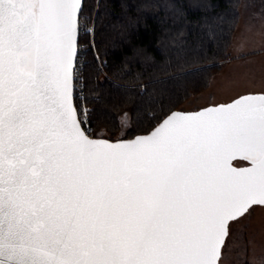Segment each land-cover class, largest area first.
<instances>
[{
	"label": "snow or ice",
	"instance_id": "1",
	"mask_svg": "<svg viewBox=\"0 0 264 264\" xmlns=\"http://www.w3.org/2000/svg\"><path fill=\"white\" fill-rule=\"evenodd\" d=\"M81 9L0 0V264H220L264 206V93L93 139L74 96Z\"/></svg>",
	"mask_w": 264,
	"mask_h": 264
},
{
	"label": "trees",
	"instance_id": "2",
	"mask_svg": "<svg viewBox=\"0 0 264 264\" xmlns=\"http://www.w3.org/2000/svg\"><path fill=\"white\" fill-rule=\"evenodd\" d=\"M242 0H85L80 20L77 104L90 135L145 133L205 90L224 61ZM98 6V8H97ZM88 21V22H87ZM246 163V160L239 159Z\"/></svg>",
	"mask_w": 264,
	"mask_h": 264
},
{
	"label": "rangeland",
	"instance_id": "3",
	"mask_svg": "<svg viewBox=\"0 0 264 264\" xmlns=\"http://www.w3.org/2000/svg\"><path fill=\"white\" fill-rule=\"evenodd\" d=\"M95 18L96 14L91 22L87 21L88 25H92ZM230 53V59L222 63L209 86L193 94L180 109L196 110L233 100L244 93L264 92V0H242L241 18ZM121 121L122 129L118 133L103 131L100 136L125 137L131 126L130 114H123ZM237 163L243 164L242 161ZM220 264H264V206H256L232 225Z\"/></svg>",
	"mask_w": 264,
	"mask_h": 264
},
{
	"label": "water",
	"instance_id": "4",
	"mask_svg": "<svg viewBox=\"0 0 264 264\" xmlns=\"http://www.w3.org/2000/svg\"><path fill=\"white\" fill-rule=\"evenodd\" d=\"M84 2H85V0H82V9H83V7H84ZM82 9H81V12H82ZM81 12H80V15H79V31H78V41H77V43H78V53H79V42H80V16H81ZM77 59H78V56H77ZM75 85H76V83H75ZM261 93H264V92H248V93H244V94H241V95H248V94H261ZM241 95H239V96H241ZM74 96H75V90H74ZM238 96V97H239ZM238 97H236V98H238ZM236 98H234V99H236ZM233 99V100H234ZM233 100H230V101H227V102H221V103H218V104H212V105H207V106H203V107H201V108H198V109H196V110H182V109H180V108H178V109H175V110H173L172 112H197V111H200V110H202L203 108H206V107H210V106H217V105H219V104H225V103H231ZM172 112H170L168 115H170ZM167 115V116H168ZM166 116V117H167ZM166 117H164V118H166ZM163 118V119H164ZM162 119V120H163ZM162 120L155 126V127H157L161 122H162ZM85 127V126H84ZM155 127H153L150 131H148V132H145V133H138V134H136V135H134V136H132V137H122V138H110V137H106V136H93V135H90L89 133V135L93 138V139H104V140H109L110 142H117V141H119V140H132V139H134L136 136H144V135H148L151 131H153L154 129H155ZM86 129V128H85ZM88 132V131H87ZM239 159H243V158H241V157H237L236 159H234L231 163H232V166L233 167H236V168H247V167H251V162L250 161H248V160H246L247 162L246 163H243V164H238L236 161L237 160H239ZM243 160H245V159H243ZM222 251H223V249H222Z\"/></svg>",
	"mask_w": 264,
	"mask_h": 264
},
{
	"label": "built area",
	"instance_id": "5",
	"mask_svg": "<svg viewBox=\"0 0 264 264\" xmlns=\"http://www.w3.org/2000/svg\"><path fill=\"white\" fill-rule=\"evenodd\" d=\"M81 27H82V29L83 30H86V29H91V31L93 32V28H94V25L92 24V25H86L85 24V22L84 21H82V26H81V20H80V31H81ZM83 109H85L86 110V112H87V109H86V107L84 106V108ZM86 119H87V116H86Z\"/></svg>",
	"mask_w": 264,
	"mask_h": 264
}]
</instances>
